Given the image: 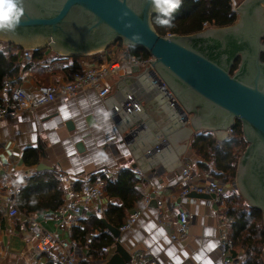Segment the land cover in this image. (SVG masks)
Segmentation results:
<instances>
[{"label": "crops", "instance_id": "0c3cea01", "mask_svg": "<svg viewBox=\"0 0 264 264\" xmlns=\"http://www.w3.org/2000/svg\"><path fill=\"white\" fill-rule=\"evenodd\" d=\"M9 47L0 44L2 50L6 51ZM114 48L115 44L104 51L72 57L44 47L33 50H39V59L34 58L32 52L33 58L30 60L22 58V48L19 51V71L6 80L27 91L34 90L39 84H63L75 69H84L95 61L110 63L124 60L123 51L118 59L115 58L118 49L111 54ZM53 64L59 66L47 72L46 66ZM147 70L142 67L131 74L123 71L111 74L105 81L110 93L104 99L98 96L96 90L86 88L75 96H59L51 104L7 116L0 124V164L21 180L23 187L29 176L40 171L37 165L45 164L47 167L41 170L56 171L64 190V201L87 178L103 175L116 179L120 170L130 168L140 178L137 187L142 199L127 210L123 223L147 195L154 194L156 204L142 211L134 226L120 231V237L116 238V243L119 241L130 252L136 264L151 258H156L159 264H223L219 248V223L220 219L225 218L226 209L222 214L218 213L217 206L209 204L202 196H192L185 203L176 200L178 204L175 207L171 205L180 189L178 177L184 159L192 162L198 173L213 175L198 165L201 157L193 147L195 136L189 143H184L183 136L179 134L184 124H180L178 109L171 105L170 97L154 82ZM129 95H133L139 103V110L127 112L122 108ZM114 106L121 107L118 114L113 116ZM98 109L110 113L107 123L98 115ZM139 128L138 135L131 138V132ZM202 133H210L218 141L231 137L227 130H206L199 134ZM79 143L82 149L78 147ZM159 144L160 151L148 155L147 151ZM28 148L38 149L39 163H26L24 153ZM101 152L107 156L106 161L96 158V154ZM136 169L143 174H138ZM61 173L68 180H62ZM107 196L108 204L122 203L120 198L110 197L108 192ZM181 208L187 209L194 218L187 235L179 241H172L170 233L180 226ZM160 210L169 226L158 217ZM21 211L22 214L11 218L0 208V264L50 263L51 254L39 252L33 247V237L27 233L26 212ZM44 211L37 210L40 214ZM92 216L96 217L92 210H86L84 218L77 219L74 227L84 228L85 220ZM42 224L47 230L56 231L54 222L42 221ZM73 228L59 231L58 234L63 239H77L84 244L85 240L73 237ZM101 231L95 229L87 233L85 239L89 235L96 238L103 233ZM102 246L105 244H93L85 263L104 264L102 260L113 255L102 253ZM83 250L87 251L86 248ZM243 253L241 249L233 255L234 250H231L230 256H234L232 264H243Z\"/></svg>", "mask_w": 264, "mask_h": 264}, {"label": "water", "instance_id": "95a60500", "mask_svg": "<svg viewBox=\"0 0 264 264\" xmlns=\"http://www.w3.org/2000/svg\"><path fill=\"white\" fill-rule=\"evenodd\" d=\"M24 9L16 30L0 31V40L22 48L50 47L72 57L104 51L119 40L147 50L154 57L148 74L160 77L164 93H173L180 103L184 143L201 131L222 132L241 122L248 146L238 162L237 190L250 206L262 210L264 220V0H243L235 9L240 17L231 25L169 36L156 30L155 13L145 0H24ZM123 11L134 22L131 30L117 20ZM134 31L143 35V43L135 46L130 41ZM140 129L133 130L131 138ZM46 167L37 165L38 170ZM151 206H156L154 201ZM106 225L118 239L119 228ZM131 260L118 241L107 264Z\"/></svg>", "mask_w": 264, "mask_h": 264}, {"label": "built area", "instance_id": "2783aa9c", "mask_svg": "<svg viewBox=\"0 0 264 264\" xmlns=\"http://www.w3.org/2000/svg\"><path fill=\"white\" fill-rule=\"evenodd\" d=\"M168 36L171 33L167 34ZM50 48V47H49ZM118 49L115 45L114 50L111 51L113 55ZM34 49L24 48L22 50V58L30 60ZM102 53V52H101ZM150 61H154L152 55L147 59H138L135 56H128L125 54L124 60H114L110 63L93 62L84 69H75L70 78L63 84H39L34 90L27 91L22 87L13 85L10 81H5L4 86L0 90V124L1 121L17 112H25L34 110L41 106L53 103L59 96L72 97L78 94L79 91L92 88L96 90L98 96L104 99L109 93L110 88L106 85L107 78L118 72H125L131 74L134 72L133 68L139 66L140 68H147L152 66ZM59 65L53 64L46 66V71L50 72ZM156 84L164 85L165 82L158 76H152ZM171 105L178 109L180 105L178 99L170 93ZM121 106H114L112 115L118 114ZM127 112L139 110L140 105L134 100L133 95H129L127 101L122 106ZM235 126V124H234ZM234 126L227 129L228 134L234 133ZM161 149L160 144L155 148L147 151L148 155H154ZM138 174H143L139 169L135 170ZM62 180H68L64 174H60ZM180 189L177 198L171 204L175 207L178 203H185L190 200L192 194L207 195L209 204L217 206V212L222 214L226 209V197L234 190H237L236 180L223 183L214 176H208L205 173H198L194 164L187 159L182 161L181 170L178 177ZM107 180L101 175H95L87 178L81 183L78 189H73L67 200L53 211H44L41 214L37 211L26 213L27 218V233L33 237V247L42 253L51 254L50 262L54 264H92L85 263L86 255L93 249L94 236L89 235L82 244L77 239H63L58 232L66 229H71L75 226V222L79 218H84L86 210H92L93 214L100 217H105V210L108 204L107 196ZM23 188L22 181L19 180L13 173L6 171L0 164V208L5 211L6 215L15 218L22 214L18 205V196ZM155 199L154 194L147 195L139 204L136 210H133L126 218L124 223L119 227L120 231L131 229L137 222L142 211L148 209ZM179 201L177 203V201ZM94 207V208H93ZM40 215L42 216L40 218ZM158 217L162 219V223L170 224L163 220L162 211H158ZM194 216L185 208L179 210V228L172 230L170 239L172 241H179L183 239L187 233L189 226ZM42 219V220H41ZM44 222H54L56 231L47 230L43 224ZM219 248L223 264H232L230 259V250L234 247V239L231 235L229 223L225 218L220 219L219 223ZM101 231L100 233H102ZM105 233L112 234L109 229ZM116 246L114 243L111 246L105 245L101 247V252L109 254L111 248ZM84 248L87 249L83 250ZM109 258L102 260L104 264L108 263ZM126 264H136L132 258ZM141 264H159L156 258H151Z\"/></svg>", "mask_w": 264, "mask_h": 264}, {"label": "trees", "instance_id": "16d2710c", "mask_svg": "<svg viewBox=\"0 0 264 264\" xmlns=\"http://www.w3.org/2000/svg\"><path fill=\"white\" fill-rule=\"evenodd\" d=\"M155 15H152V22L156 30L162 35L169 33L190 34L205 29L207 25L227 26L237 20L233 0H183L180 9L175 14V27L171 29L157 25ZM6 44L10 46L8 50L0 49V90L7 78L18 73L19 51L22 49L20 46H16L18 49L13 48V50L11 49V42H6ZM115 45L126 55L135 56L138 59H147L150 55L143 48L124 46L121 40ZM38 51H33L34 58L39 59ZM262 57L264 59V54ZM239 61V59L236 61L234 69L238 66ZM247 146L248 142L244 138L239 121L234 126V133L228 139L218 141L210 133H202L196 135L193 141V147L201 157L198 165L205 171L212 173L215 178L223 183H229L236 179L238 162ZM24 160L30 164L39 163L38 149L28 148L24 153ZM56 175L55 170H40L27 178V183L18 196L19 206L24 212L44 211L46 209L53 211L64 203V190ZM101 176L107 180L106 191L108 195L120 198L122 203L118 205L110 202L105 210V217L92 216L90 219H86L84 228H73V237L85 240L87 233L99 229L103 233L94 238V245L111 246L116 243V237L113 234L105 233L106 223L119 228L126 217L127 210L134 207L142 199V193L137 187L140 178L130 168L120 170L116 179ZM226 205L224 216L229 223L234 239L233 255L243 249L245 255L250 257L247 264H264L262 210L249 206L238 190L232 191L226 197Z\"/></svg>", "mask_w": 264, "mask_h": 264}, {"label": "clouds", "instance_id": "9594fccd", "mask_svg": "<svg viewBox=\"0 0 264 264\" xmlns=\"http://www.w3.org/2000/svg\"><path fill=\"white\" fill-rule=\"evenodd\" d=\"M146 5L156 14L155 22L163 28L171 29L175 27V14L180 9L183 0H145ZM24 0H0V31H15L20 24L21 17L24 15ZM129 13L123 11L117 18L125 30H131L134 22L128 19ZM130 41L133 46L143 43V35L140 32H132ZM98 115L107 123L110 113L103 109H98ZM96 158L106 161L107 156L104 153H97Z\"/></svg>", "mask_w": 264, "mask_h": 264}, {"label": "rangeland", "instance_id": "374dc122", "mask_svg": "<svg viewBox=\"0 0 264 264\" xmlns=\"http://www.w3.org/2000/svg\"><path fill=\"white\" fill-rule=\"evenodd\" d=\"M243 0H233V2H234V9H236L237 8V6L242 2ZM240 17V14H237V19ZM211 27H214V26H212V25H207L206 26V28H211ZM205 28V29H206ZM122 41V40H121ZM1 42H3V43H0V44H3V46H5V48L7 47V44H6V40H2ZM124 45V44H123ZM17 45L16 44H13L12 43V47L13 48H15V49H18L17 47H16ZM125 46V45H124ZM119 51H117L116 52V54H115V58L116 59H118V56H120V55H122V52L120 51V49H118ZM239 192V191H238ZM240 193V192H239ZM230 194V193H229ZM241 194V193H240ZM242 195V194H241ZM245 199V198H244ZM246 203L248 204V202L246 201ZM249 205V204H248ZM250 206V205H249ZM115 250H116V246H113L112 248H111V252L110 253H112V254H114V252H115ZM231 251V250H230ZM244 251V253L242 254V260H243V264H247L248 262H249V260H250V257L249 256H247V255H245V250H243ZM230 259H234V256H230Z\"/></svg>", "mask_w": 264, "mask_h": 264}, {"label": "flooded vegetation", "instance_id": "af4514ba", "mask_svg": "<svg viewBox=\"0 0 264 264\" xmlns=\"http://www.w3.org/2000/svg\"><path fill=\"white\" fill-rule=\"evenodd\" d=\"M2 41V40H1ZM7 42H9V41H7ZM22 48V47H21Z\"/></svg>", "mask_w": 264, "mask_h": 264}, {"label": "bare ground", "instance_id": "6f19581e", "mask_svg": "<svg viewBox=\"0 0 264 264\" xmlns=\"http://www.w3.org/2000/svg\"><path fill=\"white\" fill-rule=\"evenodd\" d=\"M154 58V57H153Z\"/></svg>", "mask_w": 264, "mask_h": 264}]
</instances>
